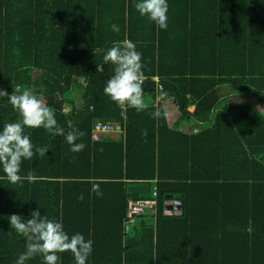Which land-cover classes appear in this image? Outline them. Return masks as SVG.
I'll use <instances>...</instances> for the list:
<instances>
[{
	"label": "trees",
	"instance_id": "1",
	"mask_svg": "<svg viewBox=\"0 0 264 264\" xmlns=\"http://www.w3.org/2000/svg\"><path fill=\"white\" fill-rule=\"evenodd\" d=\"M168 16L161 30L134 0H0V88L29 89L86 145L74 153L64 136L25 129L49 151L23 162L22 182L0 171V264L26 250L8 217L39 206L93 240L88 264H264V2L169 0ZM125 38L143 55L142 111L103 91L114 65L102 57ZM21 119L0 96V128ZM97 122L122 131L96 141ZM131 184L150 194L129 195ZM154 187L157 207L140 215L149 223L127 226L129 199Z\"/></svg>",
	"mask_w": 264,
	"mask_h": 264
},
{
	"label": "clouds",
	"instance_id": "2",
	"mask_svg": "<svg viewBox=\"0 0 264 264\" xmlns=\"http://www.w3.org/2000/svg\"><path fill=\"white\" fill-rule=\"evenodd\" d=\"M134 7L140 16L146 17L159 29L167 30L169 0H134ZM111 30L118 33L120 28L112 24ZM102 59L104 63L110 62L114 65V74L106 81L104 94L118 106L127 104L137 111L144 110L147 107L142 86L144 63L137 44L128 38L114 41ZM0 96H6L13 109L22 117L21 120L5 123L0 128V171L9 183L23 181L24 161L31 160L36 155L46 156L49 151L47 147L34 145L30 133L25 131L26 128H43L52 136H64L66 143L70 145V151L74 153L86 147L84 143L76 142L85 133L74 129L71 123L69 130L65 132L58 124L55 111L29 89L21 90L17 86L12 93H8L0 88ZM153 115L159 116L160 113ZM27 177L31 179L32 173L29 172ZM93 190L101 195L95 186ZM39 208L40 206L31 210L30 218L18 214L8 217L11 230H15L26 241V250L15 259L14 264H26L36 256L41 257V264H60L59 254L63 252H71L75 264H88L93 252V240L80 232L70 235L59 219L41 215Z\"/></svg>",
	"mask_w": 264,
	"mask_h": 264
},
{
	"label": "built area",
	"instance_id": "3",
	"mask_svg": "<svg viewBox=\"0 0 264 264\" xmlns=\"http://www.w3.org/2000/svg\"><path fill=\"white\" fill-rule=\"evenodd\" d=\"M145 80V77L142 78V82ZM162 88L159 85L158 89ZM122 131V126L114 122H97L94 126V140L98 141L103 135L116 133ZM157 187H154V192L150 198H140L134 199L130 198L128 201V211H127V226H133L135 217L145 214L147 211L154 212L157 207Z\"/></svg>",
	"mask_w": 264,
	"mask_h": 264
},
{
	"label": "crops",
	"instance_id": "4",
	"mask_svg": "<svg viewBox=\"0 0 264 264\" xmlns=\"http://www.w3.org/2000/svg\"><path fill=\"white\" fill-rule=\"evenodd\" d=\"M194 108H195L194 106H191L190 107V110L193 111ZM183 129L185 131H188V123L184 124ZM112 135H114V134H112ZM178 197H180V196H178ZM181 207H182V205H181V201L180 200H176L174 202L172 201V202H170V204H168L167 211L170 214H172V213H179ZM139 218L141 219V220L139 219L140 220L139 222L141 223V225H145L146 223H149V217L139 216ZM137 219H138V217H137ZM137 219L135 220V223L136 224H137Z\"/></svg>",
	"mask_w": 264,
	"mask_h": 264
},
{
	"label": "water",
	"instance_id": "5",
	"mask_svg": "<svg viewBox=\"0 0 264 264\" xmlns=\"http://www.w3.org/2000/svg\"><path fill=\"white\" fill-rule=\"evenodd\" d=\"M127 192L129 195H149L150 186L147 184H131L128 186Z\"/></svg>",
	"mask_w": 264,
	"mask_h": 264
},
{
	"label": "rangeland",
	"instance_id": "6",
	"mask_svg": "<svg viewBox=\"0 0 264 264\" xmlns=\"http://www.w3.org/2000/svg\"><path fill=\"white\" fill-rule=\"evenodd\" d=\"M77 82L79 83L80 87L77 86V87L74 88L73 96H74V99L76 101V104L78 105V107H80L82 105V81L80 82V81L77 80ZM139 219L140 218L138 217L137 223L141 220V219L140 220Z\"/></svg>",
	"mask_w": 264,
	"mask_h": 264
}]
</instances>
